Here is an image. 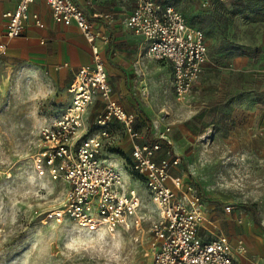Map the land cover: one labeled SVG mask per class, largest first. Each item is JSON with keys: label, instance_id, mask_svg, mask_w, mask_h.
Wrapping results in <instances>:
<instances>
[{"label": "rangeland", "instance_id": "1", "mask_svg": "<svg viewBox=\"0 0 264 264\" xmlns=\"http://www.w3.org/2000/svg\"><path fill=\"white\" fill-rule=\"evenodd\" d=\"M159 1L204 32L209 58L190 95L178 101L169 63L150 58L137 42L131 81L142 124L151 127L146 135L155 140L169 127L182 175L204 202L240 207L264 224V0ZM70 102L67 84L45 67L0 59V264H152L159 212L131 169V152L114 141L103 157L140 196V228L95 234L57 216L69 186L38 173L34 159L41 126ZM96 131L91 124L90 134Z\"/></svg>", "mask_w": 264, "mask_h": 264}, {"label": "built area", "instance_id": "2", "mask_svg": "<svg viewBox=\"0 0 264 264\" xmlns=\"http://www.w3.org/2000/svg\"><path fill=\"white\" fill-rule=\"evenodd\" d=\"M35 1L19 0L13 13L3 15L7 19L8 40L21 37L30 18L40 25L39 15L30 13ZM96 1L87 0V4L93 6ZM47 2L56 23L75 24L80 29L92 57V63L81 67L70 84L71 102L66 110L43 124L39 131L35 170L38 173L46 170L52 181H64L69 186L64 208L57 216L66 214L79 229L95 234L113 235L120 229L140 228V196L127 187L123 172L103 157L116 121L133 141L131 169L142 178L159 212L151 228L152 264H238V256L247 253L243 241L234 245L222 233L209 241L200 236V229L207 223L204 200L196 187L173 174L181 159L168 152L167 158L157 160L163 148L159 141L171 144L170 128L165 127L151 142L137 141L140 138L137 115L114 98L102 58L100 43L106 44L108 37L96 29L73 0ZM133 2L135 9L126 26L145 39L150 58L172 65L175 98L185 100L208 62L204 32L190 26L185 16L171 5L158 0ZM98 98L104 111L92 123L96 133L90 134L87 114ZM226 212L231 213L232 207H226Z\"/></svg>", "mask_w": 264, "mask_h": 264}, {"label": "crops", "instance_id": "3", "mask_svg": "<svg viewBox=\"0 0 264 264\" xmlns=\"http://www.w3.org/2000/svg\"><path fill=\"white\" fill-rule=\"evenodd\" d=\"M73 1L87 14L96 29L108 37L106 44L100 43L102 58L113 88L114 98L128 112L137 115L136 128L140 132V138L137 141L140 143L153 141L146 135L151 127L148 124L147 126L142 124L144 114L137 103L131 81L134 76L133 65L136 57L141 55L140 50L137 49V42H141L142 47L146 52L148 51V43L145 39L136 35L125 24L134 12L133 0H97L93 6H89L87 0ZM158 2L161 3L159 0ZM18 3L19 0H0V59L23 60L43 66L51 75L59 76L67 84L69 91L78 70L92 63L90 48L85 37L75 24L67 26L56 23L47 0H36L30 8V13L39 15L40 25H36L30 18L25 23L22 36L8 40L7 19L3 15L13 13ZM106 15L110 18H105ZM169 65L173 76L172 65L170 63ZM93 107L96 108V112L93 119H90L89 112ZM90 110L87 120L89 124H92L104 111L102 100L98 98ZM165 127L164 125V129ZM113 133L111 141H114L115 148L124 152L130 151L132 154L133 141L116 121ZM169 146L163 145L162 150L157 154V160L167 158L168 152L172 156L179 157L172 153L171 144ZM181 167L182 160L181 164L173 169V174L181 178L184 183H189L183 177ZM204 205L207 223L199 231L204 240L209 241L221 233L226 235L234 245L241 240L245 244L247 253L238 256V264H264V224L259 222L254 214L232 205L223 206L209 202H204ZM228 206L232 207L231 213L226 212Z\"/></svg>", "mask_w": 264, "mask_h": 264}, {"label": "trees", "instance_id": "4", "mask_svg": "<svg viewBox=\"0 0 264 264\" xmlns=\"http://www.w3.org/2000/svg\"><path fill=\"white\" fill-rule=\"evenodd\" d=\"M159 142L163 143V145H165L167 147H170L169 144L166 141H164V140H161ZM131 164H132V159H131Z\"/></svg>", "mask_w": 264, "mask_h": 264}, {"label": "snow or ice", "instance_id": "5", "mask_svg": "<svg viewBox=\"0 0 264 264\" xmlns=\"http://www.w3.org/2000/svg\"><path fill=\"white\" fill-rule=\"evenodd\" d=\"M70 247H71V245H70Z\"/></svg>", "mask_w": 264, "mask_h": 264}]
</instances>
